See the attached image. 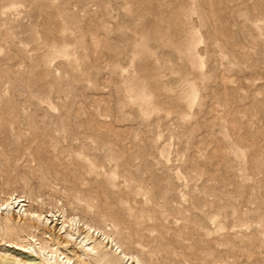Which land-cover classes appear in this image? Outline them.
I'll return each mask as SVG.
<instances>
[{"label": "rangeland", "instance_id": "374dc122", "mask_svg": "<svg viewBox=\"0 0 264 264\" xmlns=\"http://www.w3.org/2000/svg\"><path fill=\"white\" fill-rule=\"evenodd\" d=\"M13 192L142 264H264V0H0Z\"/></svg>", "mask_w": 264, "mask_h": 264}, {"label": "bare ground", "instance_id": "6f19581e", "mask_svg": "<svg viewBox=\"0 0 264 264\" xmlns=\"http://www.w3.org/2000/svg\"><path fill=\"white\" fill-rule=\"evenodd\" d=\"M30 198L13 192L0 201V264H142L99 226Z\"/></svg>", "mask_w": 264, "mask_h": 264}]
</instances>
